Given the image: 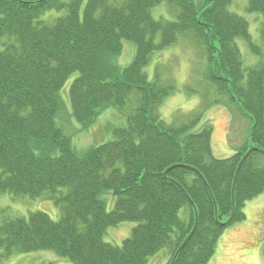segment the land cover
I'll list each match as a JSON object with an SVG mask.
<instances>
[{
	"label": "trees",
	"instance_id": "trees-1",
	"mask_svg": "<svg viewBox=\"0 0 264 264\" xmlns=\"http://www.w3.org/2000/svg\"><path fill=\"white\" fill-rule=\"evenodd\" d=\"M232 1L0 0V192L47 196L61 208L59 220L44 211L4 217L3 256L54 249L73 264H146L168 246L167 264L209 263L223 232L246 218L247 201L264 193V62L245 68L237 37L260 49ZM162 2L178 8L175 19L154 17ZM247 9L262 12L264 40V0ZM186 32L206 49V78L251 119L249 144L228 157L213 152L212 123L196 129L201 113L171 126L158 115L175 85L150 80L145 66ZM123 39L136 53L120 67L112 57ZM76 72L71 114L85 127L105 107L140 96L112 140L83 151L56 121L59 90ZM107 191L116 197L111 210ZM126 220L138 224L122 244L104 239Z\"/></svg>",
	"mask_w": 264,
	"mask_h": 264
},
{
	"label": "rangeland",
	"instance_id": "rangeland-1",
	"mask_svg": "<svg viewBox=\"0 0 264 264\" xmlns=\"http://www.w3.org/2000/svg\"><path fill=\"white\" fill-rule=\"evenodd\" d=\"M111 1L120 2L121 0ZM247 7L248 0H233L228 6L229 10L248 20L251 41L260 49V53L253 51L245 37H237L245 68L264 62V40L260 32L263 15L260 11L251 12ZM177 13L178 8L167 2H162L152 8V14L156 18L175 19ZM61 14L60 11L50 13L52 17ZM122 42L121 53L112 57V60L120 67H125L134 59L136 45L130 39H123ZM201 42L194 33L186 32L180 34L174 44L153 52L149 63L145 66L148 78L154 80L158 76L163 82L175 85L174 92L159 105L158 115L166 125L171 126L187 123L194 113H201L202 119L196 127L199 129L204 122H210V119H213L209 115L212 110L217 121L216 139L222 141L227 124V114H229L232 121L228 141L233 145H239L241 142L249 144L251 119L239 112L236 106L229 101L228 96L218 92L212 81L206 78L210 63L206 49ZM76 75L78 72L72 74L59 90L61 107L56 121L71 138L75 148L83 151L91 146L112 140L114 137L112 129L128 124V115L140 104V96L131 94L123 107L115 105L105 107L95 121L85 127L71 114L69 87ZM216 100L220 102H215ZM53 153L58 154L59 151L55 150ZM101 196L106 201L107 209L111 210L116 200L115 195L107 191ZM257 202H264V194L256 199L254 204ZM36 211H44L54 220H59L61 217L60 206L47 196L31 197L28 194L14 195L9 192H0V224L4 217L28 216ZM184 211V208L181 209V214ZM252 220H254L253 217ZM137 224L138 221L126 220L117 225L108 226L104 239L113 244H122ZM222 235L220 237H223ZM249 235L256 237L248 231H242L241 236L234 238L232 242L217 243V249L209 264H264V243L263 245L261 243L259 247L255 246V240H251ZM2 252L3 248L0 246V264H73L69 257L59 254L54 249L15 252L7 257L3 256ZM171 255V248L164 246L150 256L146 264H167Z\"/></svg>",
	"mask_w": 264,
	"mask_h": 264
},
{
	"label": "crops",
	"instance_id": "crops-1",
	"mask_svg": "<svg viewBox=\"0 0 264 264\" xmlns=\"http://www.w3.org/2000/svg\"><path fill=\"white\" fill-rule=\"evenodd\" d=\"M209 115L210 117H213V119H210L211 120L210 122H212L213 124L212 146H213V152L215 156L219 158L228 157L234 154L235 152H237L239 148L246 145L247 142L245 143L241 142L239 145H233L228 141V134L231 132V121H232V117L229 114H227V124L225 127L224 137L222 141H218L216 139L217 121L214 117L215 116L214 112L210 110ZM263 194L253 198L252 200L247 201L245 205L246 218L242 221L236 222L232 224L231 226H229L224 231L222 235L223 237H220L219 239L220 242H218V244L222 242H228V243L232 242L234 238H239V236H241L242 231H248L250 234H253L254 236H256L254 238L252 235H249L251 240L252 239L255 240V246L259 247L261 243L263 245L264 243V202H257L254 204V201H256V199H259V197H261ZM252 217L254 220H252ZM249 230L253 232H250Z\"/></svg>",
	"mask_w": 264,
	"mask_h": 264
},
{
	"label": "water",
	"instance_id": "water-1",
	"mask_svg": "<svg viewBox=\"0 0 264 264\" xmlns=\"http://www.w3.org/2000/svg\"><path fill=\"white\" fill-rule=\"evenodd\" d=\"M194 230V229H193ZM193 231L190 233V235L188 236V238L192 235Z\"/></svg>",
	"mask_w": 264,
	"mask_h": 264
}]
</instances>
